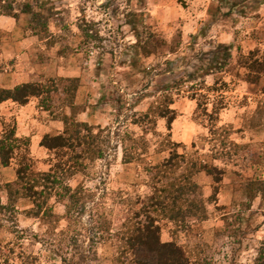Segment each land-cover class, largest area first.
Here are the masks:
<instances>
[{
  "label": "rangeland",
  "instance_id": "1",
  "mask_svg": "<svg viewBox=\"0 0 264 264\" xmlns=\"http://www.w3.org/2000/svg\"><path fill=\"white\" fill-rule=\"evenodd\" d=\"M28 6L44 15L51 36L39 38V60L47 69L37 82L80 79L79 120L94 127L105 154L86 161L84 171L66 181L84 192L71 220L43 221L28 199L11 204L5 187L16 181L25 155L33 173L47 172L59 161L55 152L32 142L44 133L40 124L56 130L48 123L53 116L32 114L33 134L22 137L30 145L20 144L9 167L0 162V264L151 259L142 249L129 251L122 238L125 224L140 209L137 202L152 195L151 168L173 150L188 163L226 169L214 201L212 178L196 175L208 216L189 219L178 243L196 264H252L264 241V73L251 83L245 63L264 60V0H14L16 21L32 34V15L23 13ZM90 26L89 32L81 28ZM222 46L231 54L224 69ZM7 68L0 64V72ZM166 94L178 115L170 131L166 119L144 116ZM192 95L208 97L207 114ZM53 96L59 115L63 95ZM16 111L17 106L0 110V139L17 128ZM125 152L134 162H124ZM65 205L57 197L49 202L60 218ZM161 227L163 242H171L175 225L162 221Z\"/></svg>",
  "mask_w": 264,
  "mask_h": 264
},
{
  "label": "trees",
  "instance_id": "2",
  "mask_svg": "<svg viewBox=\"0 0 264 264\" xmlns=\"http://www.w3.org/2000/svg\"><path fill=\"white\" fill-rule=\"evenodd\" d=\"M23 13L31 14L32 21L29 30L39 38H51L48 24L41 13L28 6ZM0 16H7L20 19V13L15 11L14 0H0ZM85 25L92 23L84 21ZM83 31H92L93 26L81 27ZM84 28V29H83ZM45 38V39H46ZM47 38V40H49ZM49 46H54L51 42ZM225 51L222 59L224 69L231 59L230 47L222 46ZM146 55H150L147 47L143 48ZM251 61V59H250ZM249 70V81L257 83L264 73V60H253L246 62ZM80 87L79 78L57 77L50 79L47 83L30 82L20 84L12 89L0 88V106L2 103L12 101L20 106H26L31 99L39 100V108L49 112L54 120L63 123V131L57 135H45L41 140V147L49 152H55L59 161L51 166L47 172L33 173L29 159L25 155L17 169V179L6 184L5 190L11 204L17 203L21 199L30 200L37 209L36 216L43 221L52 220L55 223L60 220H71L76 214L79 205L83 202L84 192L81 186L76 189L66 181L82 173L85 169L86 161H97L104 158V148L100 136L95 134L94 127L79 120L82 109L76 102ZM63 95L61 100V113L55 115L53 111L54 96ZM192 99L198 101V110H203L207 114L206 105L208 97L203 96L204 101L199 100L196 95ZM173 98L169 94L164 95L157 106L152 107L144 115L149 118L150 114L166 119L167 128L170 131L177 119V112L170 108ZM218 115V112H215ZM215 116H211V122L215 123ZM213 127L216 126L213 124ZM26 147L30 145L29 139L19 138L17 128L14 125L10 130L5 131L0 139V162L3 167H9L15 158L16 151L20 149V144ZM179 148L177 143H171ZM226 147V143H224ZM233 145V143H232ZM235 146V145H234ZM237 148V146H235ZM130 154H124V162L130 164L134 162ZM185 155H180L178 150H173L170 157L162 164L151 168L155 174V186L152 187V195L146 199L139 200L140 206L134 216L125 224L123 240L129 251L138 249L144 250L151 256L147 258H132L128 264H196L193 262L188 251L178 243V234L181 229H186L189 219L204 220L208 216L207 203L203 199L201 186L195 181L197 174L205 172L213 180V194L211 200H216L220 194L224 181L226 169L201 163L198 160L187 162ZM184 166L186 170L184 172ZM53 197L65 203L66 211L63 217H58L54 213V208L49 207V202ZM162 221H169L175 225L173 240L163 242ZM148 256V255H147ZM83 258V256H82ZM66 264L67 260L63 259ZM75 264V263H73ZM125 264V263H124ZM252 264H264V241L262 242L256 259Z\"/></svg>",
  "mask_w": 264,
  "mask_h": 264
},
{
  "label": "crops",
  "instance_id": "3",
  "mask_svg": "<svg viewBox=\"0 0 264 264\" xmlns=\"http://www.w3.org/2000/svg\"><path fill=\"white\" fill-rule=\"evenodd\" d=\"M40 43L42 44V41ZM40 43L39 37L27 33L25 26L22 27L20 22L11 17L0 16V64L8 67L0 72V88L12 89L20 84L37 82L39 73L47 69L46 64L39 60ZM4 106H11V108L17 106V136L19 138L33 134V124L37 121L32 116L34 112L47 113L41 111L36 98L31 99L26 106H20L12 101L4 102L0 106L1 111ZM48 123L49 126H55L56 130L40 124L38 128L43 129L44 133L32 136L33 145L34 143L40 145L45 135H57L63 131L62 122L55 120Z\"/></svg>",
  "mask_w": 264,
  "mask_h": 264
}]
</instances>
